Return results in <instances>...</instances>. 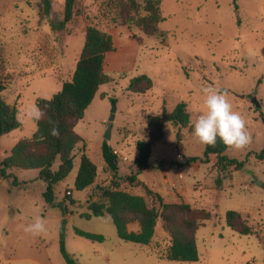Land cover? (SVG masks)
<instances>
[{"label": "rangeland", "instance_id": "374dc122", "mask_svg": "<svg viewBox=\"0 0 264 264\" xmlns=\"http://www.w3.org/2000/svg\"><path fill=\"white\" fill-rule=\"evenodd\" d=\"M51 1V16L39 21V0H0V79L6 84L0 95L18 109L21 122L18 130L0 139V162L21 139L37 131V119L27 115L37 108L36 100H50L64 82L71 81L89 25L110 33L115 47L105 62V72L114 81L100 88L75 129L98 167L97 185L143 195L141 186L125 178L137 173V142L149 137L147 119L186 103L194 122L206 87L228 92L252 135L246 148L226 153L246 162L240 171L220 168L215 156L208 164L187 165L188 158H204L206 145L194 137L191 125L169 124L164 137L153 145L150 169L139 177L165 203L190 205L196 213L193 218L209 214L210 220L196 232L197 263L166 259L171 238L162 221L151 244L140 246L120 240L109 216L83 218L93 192L75 189L84 146L79 144L74 170L56 191L69 212L64 226L67 251L79 264H264V160L256 158L264 149V0H161L164 21L159 28L168 32L166 45L135 25H124L114 0H77L72 22L63 33L53 32L49 21L63 20L65 0ZM140 75L154 82L143 95L129 91L131 79ZM254 98L261 104L259 109L252 103ZM105 142L118 153V177L125 182L106 171ZM12 172L19 185L0 179V264H66L60 252L62 213L46 205V185L39 171ZM229 211L240 213L253 234L244 236L228 227ZM38 216L47 230L33 237L24 227ZM75 228L106 240L92 243L77 236ZM129 229L136 232L139 227L133 224Z\"/></svg>", "mask_w": 264, "mask_h": 264}, {"label": "trees", "instance_id": "16d2710c", "mask_svg": "<svg viewBox=\"0 0 264 264\" xmlns=\"http://www.w3.org/2000/svg\"><path fill=\"white\" fill-rule=\"evenodd\" d=\"M121 9L120 18L124 25H135L151 37H156L161 44L166 45L168 32L159 28L164 21L161 10V0H114ZM77 0H65L63 20H50L51 30L63 33L67 25L72 22L76 14ZM52 1L39 0V21L51 16ZM115 51L113 36L110 33L89 25L85 31V44L76 65L71 81L63 83L62 90L50 100L37 99L36 106L43 113L37 119V131L31 138L21 139L12 149L10 155L0 162V179L12 180L13 185L20 184L13 170H38L39 179L46 185L43 199L47 206L58 208L62 213V230L60 232V252L66 264H79L75 256L71 255L65 245L64 226L67 223L68 208L56 196L58 186L64 182L74 170L76 147L84 143L81 163L75 179L77 191L92 190L88 201V213L83 218H102L109 216L116 228L118 238L126 243L149 246L155 236L159 221L171 238L166 253V259L173 262L197 263L199 251L196 232L204 222L210 220L209 214L205 218L197 219L195 210L188 204H167L163 198L150 190L139 177L151 166V156L155 142L164 137L167 125L188 128L191 116L186 103L178 104L172 111L166 109L159 116L147 119L150 128L149 137L137 142V156L134 166L135 175L126 177L130 183H136L144 190L143 195H132L119 189V186L103 187L96 184L98 167L86 154L87 144L76 132V126L85 117V112L92 104L95 96L103 85L110 84L114 79L105 72L107 56ZM0 47V64L2 63ZM154 86L153 80L147 75L132 78L129 91L135 94H146ZM6 90V84L0 79V94ZM104 99L105 95L102 94ZM116 104V100H112ZM19 111L8 104L0 95V139L8 136L21 127L18 118ZM229 148L217 140L214 146L206 145L204 158H188L187 165L192 163H210L211 156H215L217 164L222 169L234 167L236 171L244 168L246 162L229 158L226 153ZM103 160L106 171L115 179L125 182L118 177V156L107 142L102 147ZM260 161L264 160V149L256 154ZM59 160V167L54 165ZM73 203V201H72ZM227 226L241 235L253 234V230L242 219L240 213L229 211L226 214ZM138 225V231H129V226ZM77 236L92 243H104L105 237L100 234L85 232L75 228Z\"/></svg>", "mask_w": 264, "mask_h": 264}, {"label": "clouds", "instance_id": "9594fccd", "mask_svg": "<svg viewBox=\"0 0 264 264\" xmlns=\"http://www.w3.org/2000/svg\"><path fill=\"white\" fill-rule=\"evenodd\" d=\"M202 108L194 122L190 120L192 134L204 144L214 146L217 140L226 148L242 150L252 142L244 116L235 108L225 90L206 87L202 90ZM28 116L40 119L43 113L33 107ZM45 220L36 217L33 222L24 227V232L38 237L46 232Z\"/></svg>", "mask_w": 264, "mask_h": 264}, {"label": "water", "instance_id": "95a60500", "mask_svg": "<svg viewBox=\"0 0 264 264\" xmlns=\"http://www.w3.org/2000/svg\"><path fill=\"white\" fill-rule=\"evenodd\" d=\"M252 103H253V105L257 108V109H259L260 107H261V104H260V102L256 99V98H254L253 99V101H252ZM115 108H114V110H113V112L112 113H114L115 112ZM111 120H113V117H112V119ZM109 135H110V133H109Z\"/></svg>", "mask_w": 264, "mask_h": 264}, {"label": "built area", "instance_id": "2783aa9c", "mask_svg": "<svg viewBox=\"0 0 264 264\" xmlns=\"http://www.w3.org/2000/svg\"><path fill=\"white\" fill-rule=\"evenodd\" d=\"M114 153L116 154V155H118V153L117 152H115L114 151ZM175 155H176V157L178 158V159H181L182 157H183V155L179 152V150H175ZM70 194V193H69Z\"/></svg>", "mask_w": 264, "mask_h": 264}, {"label": "crops", "instance_id": "0c3cea01", "mask_svg": "<svg viewBox=\"0 0 264 264\" xmlns=\"http://www.w3.org/2000/svg\"><path fill=\"white\" fill-rule=\"evenodd\" d=\"M130 227V226H129ZM129 231H130V229H129Z\"/></svg>", "mask_w": 264, "mask_h": 264}]
</instances>
